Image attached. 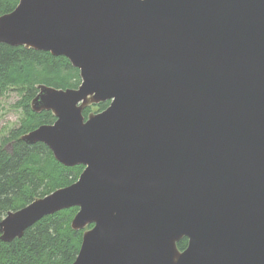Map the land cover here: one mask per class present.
Listing matches in <instances>:
<instances>
[{
	"label": "water",
	"instance_id": "95a60500",
	"mask_svg": "<svg viewBox=\"0 0 264 264\" xmlns=\"http://www.w3.org/2000/svg\"><path fill=\"white\" fill-rule=\"evenodd\" d=\"M0 44L78 71L37 86L54 122L20 140L83 167L8 212L2 243L77 208L72 264H264V0H19Z\"/></svg>",
	"mask_w": 264,
	"mask_h": 264
},
{
	"label": "trees",
	"instance_id": "16d2710c",
	"mask_svg": "<svg viewBox=\"0 0 264 264\" xmlns=\"http://www.w3.org/2000/svg\"><path fill=\"white\" fill-rule=\"evenodd\" d=\"M18 2L0 0V16L12 12ZM78 84V71L65 58L0 44V95L10 88L17 89L24 110V120L13 136L10 149L4 148L8 139L0 146V221L8 212L70 186L82 172V166L68 168L57 163L45 145H28L19 139L41 125L54 122L50 112L33 113L30 109L37 86L65 90L75 89ZM108 104L94 106L101 112ZM89 113L90 109L86 108L82 114L86 118ZM77 210L71 208L44 217L27 229L21 239L10 243L0 241V264H72L82 237V231L70 228ZM186 245L187 240L182 239L177 249L183 251Z\"/></svg>",
	"mask_w": 264,
	"mask_h": 264
},
{
	"label": "rangeland",
	"instance_id": "374dc122",
	"mask_svg": "<svg viewBox=\"0 0 264 264\" xmlns=\"http://www.w3.org/2000/svg\"><path fill=\"white\" fill-rule=\"evenodd\" d=\"M21 100L22 96L17 89L10 88L9 90L5 91L2 95H0V146L6 139H8L7 141H5V149H10V146L13 142V136L15 135L16 131H18V129L21 127V123L24 120V110L19 103ZM86 108L90 109L89 114H96L100 112L99 108L95 107L94 105H90ZM89 228L90 226L85 228L84 230H81L82 233Z\"/></svg>",
	"mask_w": 264,
	"mask_h": 264
},
{
	"label": "bare ground",
	"instance_id": "6f19581e",
	"mask_svg": "<svg viewBox=\"0 0 264 264\" xmlns=\"http://www.w3.org/2000/svg\"><path fill=\"white\" fill-rule=\"evenodd\" d=\"M36 198H38V197H36Z\"/></svg>",
	"mask_w": 264,
	"mask_h": 264
}]
</instances>
